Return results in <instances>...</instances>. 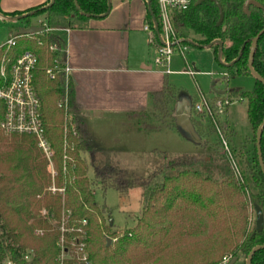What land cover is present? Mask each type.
I'll return each mask as SVG.
<instances>
[{
    "label": "trees",
    "instance_id": "16d2710c",
    "mask_svg": "<svg viewBox=\"0 0 264 264\" xmlns=\"http://www.w3.org/2000/svg\"><path fill=\"white\" fill-rule=\"evenodd\" d=\"M145 1H149L148 23L159 45L162 28L157 0ZM198 1L194 0L189 10L174 13L176 36L183 38L185 44L198 47L221 41L220 62L227 86L236 76H251L248 67L251 39L264 28V0H254L260 7L251 5L249 14L243 9L249 0H216L224 13L220 26L215 3L198 4ZM50 2L6 14L9 17L5 19L10 21L16 35L32 26V18L44 17V31L19 37L12 53L17 56L29 50L37 55L34 87L42 104L46 135L55 151L54 165L58 172L55 185L65 191L61 194L47 190L52 184L48 163L32 136L8 135L0 129V264L6 260L15 264H56L61 253L57 244L60 223L68 212L71 221L88 222L87 248L93 264H223L225 258H241L246 263L252 249L264 245V227L257 231L255 211L258 206L264 217V175L256 149L257 131L264 120V85L255 80L251 91H226V98L239 99L247 106L254 136L252 152L230 149L229 154L215 148L206 154L175 158L155 149L153 154L163 161L161 166L145 177L134 176L130 180L123 172L94 168V178L104 192L109 188L142 189V213L136 225L119 231L114 225L104 224L105 216H111L110 209L105 203L99 205L91 191L88 173L95 161L87 126L78 117L68 119L78 115L79 107L75 82L71 76L66 80L64 72L67 43L57 33L89 29L91 20L109 15L111 5L108 0H54L48 6ZM154 19L159 23L158 30ZM263 38L264 34L252 64L264 79ZM210 47L218 54L217 44ZM50 69L54 79L47 73ZM180 93L165 76L162 89L150 94L153 114L161 125L145 130L164 128L184 137L170 111ZM3 118L4 105L0 101V124ZM197 124L195 132L201 138L203 127ZM219 128L226 136L230 134L228 124ZM211 130L215 132L217 128L212 126ZM261 151L264 162V132ZM65 154L72 160L65 161ZM82 154H88L90 163ZM36 231L43 234L36 235ZM108 239L112 241L110 244ZM70 241L71 236L67 235L68 246ZM252 264H264V249L254 254Z\"/></svg>",
    "mask_w": 264,
    "mask_h": 264
},
{
    "label": "rangeland",
    "instance_id": "374dc122",
    "mask_svg": "<svg viewBox=\"0 0 264 264\" xmlns=\"http://www.w3.org/2000/svg\"><path fill=\"white\" fill-rule=\"evenodd\" d=\"M8 17L0 10V45L14 34L11 30L12 24L5 19ZM43 19V16L35 17L31 19V23L39 25ZM188 37L192 36L189 34ZM176 40L179 47H187V50L184 53L174 52L168 64L156 63L157 46L148 44L143 51L153 70L163 74V77L166 76L170 84L182 91L177 103L170 107V111L184 131V137L164 128L161 131L145 130V127L161 125L156 120L152 108L137 115L93 120L88 125L90 132L88 141L93 147V159L95 163H99L96 167L90 165L88 176L92 183L91 191L99 205L105 203L110 209L111 216H105L104 224L114 225L113 228L119 231L136 225L137 218L142 213V189L139 187L129 190L109 188L104 192L100 188V182L94 178V168L100 171L112 169L114 173L123 172L125 178L130 180L134 176L145 177L161 166L163 161L153 154L155 149L175 158L206 154L215 148L225 152L218 132L222 124H228L229 127L228 136L220 130L230 149L244 148L250 152L253 151L254 136L247 118V106L239 99L226 98V91L229 89L240 92L251 91L254 88L255 79L249 75L236 76L229 80L227 86L223 77L224 68L213 48L187 45L185 40L178 36ZM187 42L190 41L187 40ZM261 48L264 51V38L261 41ZM130 63H133V59ZM218 91L224 94L216 93ZM202 99L211 105V115L196 111L195 106L201 103ZM224 100H228L230 105H226L220 111L218 103ZM187 109H190L189 114ZM177 111L183 112L178 114ZM72 117H78V115ZM197 123L203 127L201 138L195 132V128L199 127ZM212 126L216 127L217 131L212 132ZM82 155L90 163L88 154ZM111 219L114 221L110 222ZM230 261L225 264H229ZM244 263L245 260L240 258L235 264Z\"/></svg>",
    "mask_w": 264,
    "mask_h": 264
},
{
    "label": "crops",
    "instance_id": "0c3cea01",
    "mask_svg": "<svg viewBox=\"0 0 264 264\" xmlns=\"http://www.w3.org/2000/svg\"><path fill=\"white\" fill-rule=\"evenodd\" d=\"M47 1L0 0V10L11 14ZM148 11L145 0H111L109 15L91 20L89 29L57 31L67 43V68L75 82L78 118L88 132L93 120L149 111L150 94L163 87V74L153 70L143 51L148 44L158 45L144 31Z\"/></svg>",
    "mask_w": 264,
    "mask_h": 264
},
{
    "label": "built area",
    "instance_id": "2783aa9c",
    "mask_svg": "<svg viewBox=\"0 0 264 264\" xmlns=\"http://www.w3.org/2000/svg\"><path fill=\"white\" fill-rule=\"evenodd\" d=\"M194 0H157L159 10V22L162 28L160 33V44L157 45L158 56L156 63H166L170 61L171 55L176 52H185L187 47H179L177 45L176 34L173 29V15L174 13H182L189 10L193 5ZM43 24V26H42ZM159 25V23L157 24ZM40 27H44L45 23L40 22ZM68 31V30H64ZM144 31L148 33L150 42H155V34L147 23L144 26ZM42 33V32H41ZM40 34V33H39ZM30 36V35H27ZM19 35H11L10 38L0 45V101L4 105V118L0 124V129L8 135H28L35 139L36 146L48 163V170L51 176L52 184L47 189L52 193L64 194V188H57L55 179L58 172L54 165L55 151L46 135L45 124L43 120L42 104L35 91L34 75L38 64V58L33 51H25L20 55H13L12 50L17 47V39ZM41 44V42H39ZM50 50H54V46H50ZM66 80L68 79L69 70L65 69ZM192 73V71H189ZM49 77L54 79V73L50 69L47 71ZM230 105L228 100L218 103L220 111ZM61 106V105H60ZM196 111L212 114V107L205 99L195 106ZM72 116H68L71 120ZM218 132L221 135L222 148L225 152L230 154V147L228 142L222 136L221 130ZM67 135V128L65 129ZM64 149L68 148L66 140ZM76 135V131H73ZM64 160H72L67 154ZM66 170V167L64 168ZM70 212L62 217L60 223V237L57 242L61 249L59 257L56 259V264H66L67 261H72L73 264H93L87 248V220L71 221ZM42 231H36V235H42ZM67 235L71 236L70 246L67 245ZM28 259V257H26ZM230 258L224 259V264L228 263ZM4 264H15L10 260H6Z\"/></svg>",
    "mask_w": 264,
    "mask_h": 264
},
{
    "label": "water",
    "instance_id": "95a60500",
    "mask_svg": "<svg viewBox=\"0 0 264 264\" xmlns=\"http://www.w3.org/2000/svg\"><path fill=\"white\" fill-rule=\"evenodd\" d=\"M204 1H211V2L215 3V5L218 7V10H219V13H220V18H219V21H218L217 25L220 26L222 21H223V17H224V13H223V9H222L221 5L216 0H199L198 4H200V3L204 2ZM53 3H54V0H51V2L49 3L48 6H51ZM108 3H109V6H110L111 5V0H108ZM148 3H149V1H148ZM251 5H255V6H259L260 7V5L256 1L249 0V1H247L244 4V7H243L244 12L246 14L250 13L249 12V7ZM154 24H155L156 29L158 30V25H157L155 19H154ZM43 31H44L43 27L31 26L30 28L20 30L18 33H16V35H19V36L34 35V34H39V33L43 32ZM263 34H264V28L255 37H253L251 39V47H250L251 52H250V56H249L248 67H249V72H250L251 76L255 80L259 81L260 83H262L264 85V79L254 70L253 64H252L255 51L258 48L259 40H260V38L262 37ZM213 44H217L219 46L218 57H219V60L221 61L222 42L217 40L214 43L208 45L207 47H210ZM242 51H243V49L239 53V56L236 59V61L241 57ZM225 65L228 66V64H225ZM217 93L224 94V92H222V91L221 92L218 91ZM182 112L183 111H177L178 114H180ZM189 113H190V109H187V114H189ZM263 132H264V120L261 123V125L259 126L258 131H257V135H256V149H257V154H258V159H259V163H260V166H261V170H262V173L264 175V162H263L262 151H261V139H262ZM255 211H256V228H257L258 232H261L263 230V227H264L263 213H262L261 209L258 206H255ZM108 242L110 244L112 242L111 239H108ZM262 249H264V245H259V246L254 247L252 249V251L250 252L247 260H246V264H252V259H253L254 254L256 252H258L259 250H262ZM237 260H238V258H234V259H232V261H230L229 264H235L237 262Z\"/></svg>",
    "mask_w": 264,
    "mask_h": 264
}]
</instances>
